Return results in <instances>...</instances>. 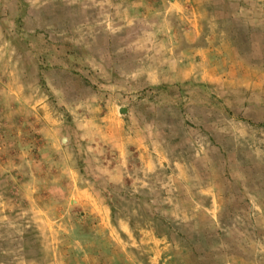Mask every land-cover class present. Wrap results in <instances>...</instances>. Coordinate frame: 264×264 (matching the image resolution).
<instances>
[{"label":"rangeland","instance_id":"rangeland-1","mask_svg":"<svg viewBox=\"0 0 264 264\" xmlns=\"http://www.w3.org/2000/svg\"><path fill=\"white\" fill-rule=\"evenodd\" d=\"M0 264H264V0H0Z\"/></svg>","mask_w":264,"mask_h":264}]
</instances>
